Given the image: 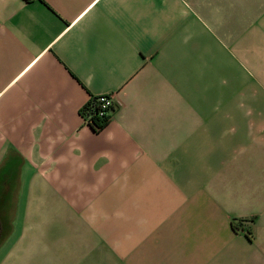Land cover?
<instances>
[{"label": "crops", "instance_id": "crops-1", "mask_svg": "<svg viewBox=\"0 0 264 264\" xmlns=\"http://www.w3.org/2000/svg\"><path fill=\"white\" fill-rule=\"evenodd\" d=\"M0 190V264L40 190L79 264H264V0H0Z\"/></svg>", "mask_w": 264, "mask_h": 264}, {"label": "rangeland", "instance_id": "rangeland-1", "mask_svg": "<svg viewBox=\"0 0 264 264\" xmlns=\"http://www.w3.org/2000/svg\"><path fill=\"white\" fill-rule=\"evenodd\" d=\"M18 194L20 205L25 207L28 232L35 241L32 239L8 264H79L74 228L66 223L65 207L55 200L53 193L40 190ZM11 210L12 218L13 207ZM8 229L6 221L0 240L9 233Z\"/></svg>", "mask_w": 264, "mask_h": 264}, {"label": "trees", "instance_id": "trees-1", "mask_svg": "<svg viewBox=\"0 0 264 264\" xmlns=\"http://www.w3.org/2000/svg\"><path fill=\"white\" fill-rule=\"evenodd\" d=\"M98 104H99V102H98L97 97H90L89 100L87 101V103L82 107V109L79 112L80 115L81 114L83 115L87 111H89L91 109V107L95 108V110H94L95 114L93 115L92 119L90 120V122H91L90 126L95 131L102 130L106 126L107 122L109 121V118L106 116L100 118L96 115V113L98 111V107H97ZM241 225H242V222H240V221L234 222L233 228L235 230H239V229H241Z\"/></svg>", "mask_w": 264, "mask_h": 264}, {"label": "built area", "instance_id": "built-area-1", "mask_svg": "<svg viewBox=\"0 0 264 264\" xmlns=\"http://www.w3.org/2000/svg\"><path fill=\"white\" fill-rule=\"evenodd\" d=\"M99 104L97 105L98 107V111L96 113V115L98 117H108L110 118V114L113 108V103H112V98L110 95H103V96H98L97 97ZM95 108L91 107V109L89 111H87L85 114H81V118L83 120V123L86 124L87 126H89L91 128V122L90 120L92 119L94 113Z\"/></svg>", "mask_w": 264, "mask_h": 264}, {"label": "flooded vegetation", "instance_id": "flooded-vegetation-1", "mask_svg": "<svg viewBox=\"0 0 264 264\" xmlns=\"http://www.w3.org/2000/svg\"><path fill=\"white\" fill-rule=\"evenodd\" d=\"M12 204V192L0 190V239L4 232L6 218H10Z\"/></svg>", "mask_w": 264, "mask_h": 264}]
</instances>
